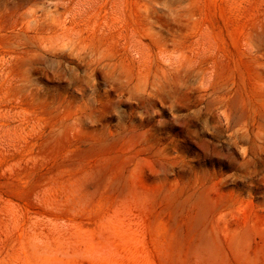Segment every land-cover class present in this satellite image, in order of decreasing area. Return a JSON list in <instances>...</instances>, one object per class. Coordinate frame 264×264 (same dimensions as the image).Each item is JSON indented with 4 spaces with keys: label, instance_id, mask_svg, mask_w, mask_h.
Masks as SVG:
<instances>
[{
    "label": "rangeland",
    "instance_id": "1",
    "mask_svg": "<svg viewBox=\"0 0 264 264\" xmlns=\"http://www.w3.org/2000/svg\"><path fill=\"white\" fill-rule=\"evenodd\" d=\"M0 264H264V0H0Z\"/></svg>",
    "mask_w": 264,
    "mask_h": 264
}]
</instances>
